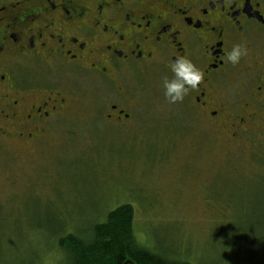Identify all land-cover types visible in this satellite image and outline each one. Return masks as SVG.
I'll return each mask as SVG.
<instances>
[{
	"label": "rangeland",
	"instance_id": "obj_1",
	"mask_svg": "<svg viewBox=\"0 0 264 264\" xmlns=\"http://www.w3.org/2000/svg\"><path fill=\"white\" fill-rule=\"evenodd\" d=\"M165 78L70 80L75 107L52 143L26 154L0 139V264H69L58 238L89 234L123 203L139 246L191 264L264 263V134L227 140L189 103L170 104ZM116 88L130 118L87 116Z\"/></svg>",
	"mask_w": 264,
	"mask_h": 264
},
{
	"label": "flooded vegetation",
	"instance_id": "obj_2",
	"mask_svg": "<svg viewBox=\"0 0 264 264\" xmlns=\"http://www.w3.org/2000/svg\"><path fill=\"white\" fill-rule=\"evenodd\" d=\"M241 42L249 51L233 66L226 53ZM177 57L205 73L184 97L199 118L232 142L264 134V0H0V139L41 151L74 110L70 80L109 86L151 68L172 78ZM114 93L87 116L130 118Z\"/></svg>",
	"mask_w": 264,
	"mask_h": 264
},
{
	"label": "trees",
	"instance_id": "obj_3",
	"mask_svg": "<svg viewBox=\"0 0 264 264\" xmlns=\"http://www.w3.org/2000/svg\"><path fill=\"white\" fill-rule=\"evenodd\" d=\"M133 219L132 205L123 203L110 210L103 222L93 224L89 234L69 231L58 238V244L69 264H191L139 246Z\"/></svg>",
	"mask_w": 264,
	"mask_h": 264
},
{
	"label": "clouds",
	"instance_id": "obj_4",
	"mask_svg": "<svg viewBox=\"0 0 264 264\" xmlns=\"http://www.w3.org/2000/svg\"><path fill=\"white\" fill-rule=\"evenodd\" d=\"M248 51L246 43H236L226 53L227 61L236 66ZM171 72L172 78H165L163 81L164 97L170 104L182 102L189 91L196 89L205 77L204 71L186 57H177L171 64Z\"/></svg>",
	"mask_w": 264,
	"mask_h": 264
},
{
	"label": "water",
	"instance_id": "obj_5",
	"mask_svg": "<svg viewBox=\"0 0 264 264\" xmlns=\"http://www.w3.org/2000/svg\"><path fill=\"white\" fill-rule=\"evenodd\" d=\"M127 261H130V260H127ZM125 264V263H124Z\"/></svg>",
	"mask_w": 264,
	"mask_h": 264
}]
</instances>
